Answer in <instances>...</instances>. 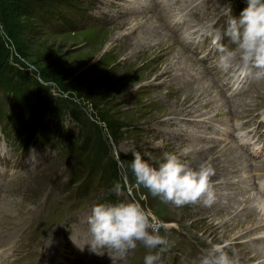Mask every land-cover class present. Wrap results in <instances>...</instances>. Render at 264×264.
Listing matches in <instances>:
<instances>
[{
    "label": "rangeland",
    "instance_id": "374dc122",
    "mask_svg": "<svg viewBox=\"0 0 264 264\" xmlns=\"http://www.w3.org/2000/svg\"><path fill=\"white\" fill-rule=\"evenodd\" d=\"M160 1L0 2V13L2 6L10 13L17 11L12 15L13 29L20 49V53L15 51L0 22L1 76L32 93L40 85L42 94L65 102L63 117L57 118L42 107L17 105L10 93L0 88V104L5 116L9 115V125L16 119L22 126L12 125L15 133L26 128L9 144V133L4 130L10 128L4 126L6 118L0 121V155L6 156L5 165H9V177L0 176L4 179L0 181V258H4L0 264H113L106 253L90 252L86 221L93 206L120 201L139 202L161 222L159 234L169 244L157 264H200L204 249L224 241L229 244V255L234 250L240 264H264V239L253 244L256 238H264V230L236 239L257 221L222 231L221 221L229 223L233 215H214L202 202L183 207L161 203L147 189L133 187L131 172L123 171L134 153L153 166L165 153H175L193 168L201 163L212 167L216 201L235 205L238 212L252 206L259 213L258 208L264 206L262 195L244 188L250 185L255 189L256 178L264 174L255 165L264 160L253 162L247 173L222 170L230 149L242 161L248 160L232 139L233 126L239 120L246 125L253 117L262 120L264 81L251 85L242 95L227 98L213 80L214 66L206 68L161 21L190 7L192 12L205 0H174L166 7L171 1L167 0L164 13L156 7ZM239 2L215 0L209 13L196 21L189 14L180 37L188 42L185 37L198 29L225 27L228 8L232 9L230 16L237 18L245 8H239ZM249 91L252 106L232 115L238 98ZM37 119L47 124L41 128L48 129L47 134L39 132ZM87 132L99 133L106 146L102 162L93 172L90 169L95 161L84 151ZM256 133L259 139L264 138L260 130ZM29 134L37 137L35 142ZM75 139L77 149L67 150ZM227 176L232 178L229 185L223 182ZM116 183L122 185L120 192L112 191ZM18 232L22 234L6 254ZM84 248L90 253L81 252ZM259 248L263 258L258 261V255L254 256ZM146 254L138 243L125 259L114 264H143Z\"/></svg>",
    "mask_w": 264,
    "mask_h": 264
},
{
    "label": "clouds",
    "instance_id": "9594fccd",
    "mask_svg": "<svg viewBox=\"0 0 264 264\" xmlns=\"http://www.w3.org/2000/svg\"><path fill=\"white\" fill-rule=\"evenodd\" d=\"M224 36L234 48L218 44L217 67L228 72L238 59L241 77L264 81V0H247V7L239 17L227 21ZM123 171L131 172L133 187L147 189L161 203L183 207L202 202L211 206L216 201L211 183L212 167L201 163L198 168H193L175 153H165L157 166L134 153L132 161L123 165ZM121 188V183H116L112 191L120 192ZM86 222L91 252L96 255L106 253L113 264L117 259H125L138 243L147 250L143 264H157L169 244L167 238L159 234L161 222L136 201L95 205ZM226 249H229L227 241L204 249L200 264H240L235 251L232 250L230 256Z\"/></svg>",
    "mask_w": 264,
    "mask_h": 264
},
{
    "label": "trees",
    "instance_id": "16d2710c",
    "mask_svg": "<svg viewBox=\"0 0 264 264\" xmlns=\"http://www.w3.org/2000/svg\"><path fill=\"white\" fill-rule=\"evenodd\" d=\"M3 1L4 0H0V2H3ZM1 11H2V13H0L1 14V19H0L1 21L0 22H2L4 33L7 34L8 38L11 40L15 51L20 53V49L18 46L19 44L16 43V40H15L16 35H15V31L13 29V20H14L15 16H12L14 13L17 14V11L14 9V10H12V13H10L7 6L6 7L2 6ZM1 57H2V52H0V59H1ZM2 65H3V63H2ZM36 87L37 88L35 89V93L27 91V89H24V87L22 85L19 88L16 85L11 84L9 82L8 77H6L5 75L1 76V72H0V88H1V90L5 94L10 93L11 97L14 98L15 103L17 105L21 106V105H25V104L29 103L30 105H32V107H33V105L35 108L42 107L43 109L51 112L53 116H55L57 118H62L64 111H65V102L63 103L62 102L63 100L57 101L56 99L52 98L51 95H49L48 93L42 94V90H43L42 86L36 85ZM3 118H6L5 122L9 128V115L5 116V114L3 112V105L0 104V121H2ZM12 120H13L12 125H18L20 127L22 126V124H21L22 121H20V123H19V120H16V119H12ZM35 124H36V127L38 129H40L39 132H41L43 135H44V133L47 134L48 129H41L42 127L43 128L47 127V124L45 122H43L42 119L35 120ZM12 125H11V129L13 130V129H15L16 126L13 127ZM85 130H86V128H85ZM89 130H88V132H89ZM25 131H26V128L22 132L19 131V133L21 134V133H24ZM27 132H28V130H27ZM88 132L86 133L87 139H86V142L84 143V146H85L84 151L89 152V154H90V156L89 155L86 156L87 158L95 161L94 165L91 166L92 168L90 167L91 168L90 171L93 172L101 164L102 158H103L102 155L105 154L106 146L103 144L102 139H100L99 133H98V136H96L92 132V134L94 135V137H93V135L88 134ZM15 137H16V135H15ZM75 141L77 142V139H75L74 142L69 143V147L67 150L77 149V147H76L77 143ZM89 145H90V148H89ZM94 156H95V159H94ZM82 188H84V185Z\"/></svg>",
    "mask_w": 264,
    "mask_h": 264
},
{
    "label": "bare ground",
    "instance_id": "6f19581e",
    "mask_svg": "<svg viewBox=\"0 0 264 264\" xmlns=\"http://www.w3.org/2000/svg\"><path fill=\"white\" fill-rule=\"evenodd\" d=\"M175 1L179 2V0H175ZM169 33H171V32H169ZM191 35H194V33H192ZM178 36L180 37L181 35H178ZM250 92L251 91H249V94H247L246 96L238 98L239 102H237V104H235V108H237V110H236V112H234V110L230 111L231 114L233 113L234 115H236L238 110L246 109V108L252 106V105H250L251 102L248 100V97L249 96L251 97ZM188 102H189V99H188ZM262 123H263V121H262ZM243 126H245V136L248 139H251L253 142H260V143L263 142V138L259 139V137H258V135L256 133L258 130H255L254 128H251L249 126V123L246 124V125H244V123H243ZM247 145H248V143L245 144V146H247ZM229 151L231 153L230 154V158L223 164L222 170L223 171H227L229 174H232V173L237 172L239 170L247 173L248 172V167L252 166L253 162L251 163L250 159L248 157L247 158H248L249 161L248 160L242 161V158L236 153V151L234 149H230ZM256 163H258V161ZM255 167H256L257 170H262V169L264 170V163H260L259 165H255ZM231 179H232L231 176H227V177H225V180L223 182H225V184L229 185L231 183V181H232ZM249 183H250V181H249ZM244 188L255 190L250 185H248V187H244ZM257 195L259 196V193H257ZM258 196H257V201H261L262 197L261 196L258 197ZM206 207L209 210H211L214 215H219V216H232L233 215L232 218L229 217V220L227 219L229 221V223H227L226 221L225 222L221 221V228L223 229L222 231L228 232V231H230V230H232L234 228L237 229L238 227H243V226H245L246 224H248L250 222L253 223L254 221H257L255 223V226L252 229H250L251 227H249L248 231H246L245 233H242V231H240L238 233L237 238H236L238 240H240V239H242L244 237H248L250 235L262 234L261 232H263L262 230H264V206L258 208V209L261 210L259 213H258L257 208L252 207V206H248L245 209H243L241 212H238L239 208H236L235 205H231L230 203H223V202H220V201H215L214 204H212L211 206H206ZM258 216L259 217L262 216V217L260 219H258ZM248 233H250V234H248ZM236 239H233V240H236ZM262 239H264V238H256L253 241V244H256L255 242H257L259 240H262ZM255 249H256V247L253 250H255ZM262 250H263L262 248H259L258 251L256 252L255 256H254V258H255L258 255V257L256 258V260H258V261L261 258H263L262 254H261Z\"/></svg>",
    "mask_w": 264,
    "mask_h": 264
},
{
    "label": "built area",
    "instance_id": "2783aa9c",
    "mask_svg": "<svg viewBox=\"0 0 264 264\" xmlns=\"http://www.w3.org/2000/svg\"><path fill=\"white\" fill-rule=\"evenodd\" d=\"M13 133L16 134V135L18 134V133H15V129L13 130Z\"/></svg>",
    "mask_w": 264,
    "mask_h": 264
}]
</instances>
